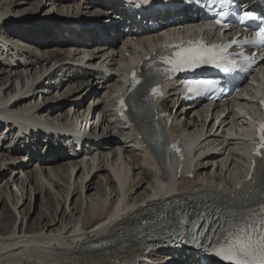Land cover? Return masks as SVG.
Wrapping results in <instances>:
<instances>
[{
  "label": "bare ground",
  "instance_id": "6f19581e",
  "mask_svg": "<svg viewBox=\"0 0 264 264\" xmlns=\"http://www.w3.org/2000/svg\"><path fill=\"white\" fill-rule=\"evenodd\" d=\"M6 2L13 7L9 12L8 9V11L3 9L4 4H0V34H4L0 37V41L6 39L13 42L15 38L14 42L18 48L12 49L13 59L7 57L6 61L0 62V95L3 93L6 96H14L16 93L21 95L9 108L11 110L16 108V111L22 115L36 116L47 112L49 118L59 122L69 119L85 120L93 130L98 128L95 125L98 121L103 131L108 130L111 135L108 145L102 148L101 153L99 151L90 153L94 158L93 162L87 165H82V157L70 158L67 155L58 157V153L63 151L56 143L50 144L49 159L36 153L26 159L27 156L22 151L11 153L8 149L0 147V167L5 172L12 171L8 183L13 182L15 186L19 180H23V185L25 182L31 184L35 180L42 193L48 192L47 207L54 201L55 196L58 200L54 208L48 207L49 214L42 215L47 219L44 224L43 221L27 223L26 226L17 223L14 228L4 229V231L0 227V264H104L107 249L110 250L113 264H118L119 259H135L137 256L147 255L150 248L155 247L157 242H163L164 239L152 243L145 242L144 245L142 244L143 247L124 245L108 246L98 252L85 250L91 243L110 241L123 225L141 212L140 209L145 210L148 205L165 204L169 198L174 199L175 194L216 192L221 187L233 188L232 179L240 176L241 173L237 162L239 141L228 135L224 127L214 130L213 121L208 124L206 132L201 134L202 126L206 125L200 121L204 107L185 105L182 102L179 103L176 98H173L174 96H170L160 100L158 105L173 115L171 130L176 138L193 141L191 147L194 148L195 154L192 167L195 178L187 179L183 176L173 182L174 189L170 190L164 199H154L152 195L156 188L157 176L144 141H138L136 132H131L130 128L125 129L123 125L116 126L115 123L110 122L112 119L111 93L113 86L119 82L113 76L106 77L104 72L114 70L117 58L113 53L110 55L114 51L107 48L104 43H98L101 39V36L97 34L98 30L104 31L105 26L99 20V13L94 7L97 3L90 1L82 9L72 5L69 7V10L73 11L67 14L74 18L78 17L80 24L92 21L98 28L94 31L84 29L83 33L78 32L79 35L85 34L84 37L69 40L63 35L69 27L56 25L54 21L49 22L53 30H39L34 26L25 28L22 24L16 25L19 29H13L9 28V25L14 22L12 18L1 21L4 15L8 14L12 17L11 15L24 12L19 22L29 19L27 20L29 23L43 25V22L38 20V16L58 11L51 0H38L34 6L26 5L30 0H7ZM57 3L64 2L57 0ZM17 6L21 7L17 8ZM74 13H77L76 17L72 16ZM83 14L92 16L91 20L85 19ZM154 36H156L155 33L147 37ZM68 43H72L71 47L79 49L67 51L59 48L65 47ZM52 44H55L52 48H45ZM56 47L58 49H55ZM69 56L73 59L81 58L84 65L74 67V71L70 70L72 66L63 65L54 72L52 77L45 78L36 87L28 86L25 91L13 85L7 86L12 79L22 77L24 70H32L34 74L37 64L44 66L48 59L64 62ZM5 62L8 65H5ZM96 64L101 66L100 69L94 68ZM67 72H71V75L66 76ZM61 74L63 76H60ZM65 85L71 88L62 92ZM80 87L82 89L79 91ZM55 90L60 95L57 94V97L52 99L45 98L51 96ZM259 91L263 90L259 88ZM38 97V101L42 100L41 103H37ZM84 101L86 104L77 109ZM89 101L91 106L90 112L87 113ZM2 105L3 101H0V107H3ZM229 108L233 109L232 105L229 104ZM246 109L247 107L240 108L241 111ZM235 118L237 123L244 121L239 115ZM228 120L230 123L226 126L233 127L232 119L230 117L225 119V121ZM14 133L12 128L10 134L14 135ZM4 138L8 141L10 139L9 136ZM109 151H113L115 158L110 159L106 156ZM13 162L15 164H12ZM216 163L218 167L215 170L206 171L212 166L211 164ZM29 164L34 167L32 174L31 171L25 170ZM116 173L120 181L115 179ZM201 173H204L203 176ZM20 191L23 198L25 189L22 188ZM0 193L10 200L9 192ZM15 198L13 205L16 209L18 201ZM62 202L66 204V211L62 217H59ZM68 210L69 213H67ZM64 216H66L65 219ZM123 216L125 217L121 218ZM12 218L13 216L1 217L0 224ZM156 254L157 252L154 251L149 254V257Z\"/></svg>",
  "mask_w": 264,
  "mask_h": 264
},
{
  "label": "snow or ice",
  "instance_id": "6c2138e0",
  "mask_svg": "<svg viewBox=\"0 0 264 264\" xmlns=\"http://www.w3.org/2000/svg\"><path fill=\"white\" fill-rule=\"evenodd\" d=\"M147 2V0H145ZM212 4H219L226 7L230 0H211ZM220 19L216 20L217 24L222 25V29L227 27L223 22V18L228 15L226 11L217 13ZM252 18V13L244 12L242 19L248 20ZM251 43L256 45H264V26H260L252 39L245 38L243 41L233 39L226 44H206L203 39L197 41H180L178 44H166L163 51H173L171 54H162L160 59L167 65L162 71L165 75L171 76L182 71H195L203 65H214L217 68H223L225 72L231 71L233 68L241 67L235 60L231 59L232 53L228 51L234 44ZM245 61L250 62V57L245 56ZM139 80L136 73L133 72V87ZM217 81L205 79H187L183 82L182 88L185 94L202 95L209 89L217 86ZM151 91L157 95L162 93L158 88H152ZM264 104V101H261ZM123 104V101H121ZM257 140H254L253 154L254 156H264L261 149H264V121L259 122L256 129ZM172 147H175L173 145ZM255 161H253V168ZM251 179V174H249ZM241 185H237L240 187ZM259 212H250L246 215L233 214V218L228 221V228L224 230L226 233L222 237H217L215 246L211 251L216 256L221 257L224 261L231 264H264V202L259 204ZM198 247H204L199 245Z\"/></svg>",
  "mask_w": 264,
  "mask_h": 264
},
{
  "label": "rangeland",
  "instance_id": "374dc122",
  "mask_svg": "<svg viewBox=\"0 0 264 264\" xmlns=\"http://www.w3.org/2000/svg\"><path fill=\"white\" fill-rule=\"evenodd\" d=\"M6 1L7 0H0V4H4L3 5V9H5V11L9 10V12H11L10 9L13 6H12V4H7ZM36 2H38V0L37 1L36 0L31 1L30 0L29 4H26V5L34 6ZM20 7L21 6H17V8H20ZM50 10H49V12H50ZM23 13H20V14H23ZM76 14L77 13H74V15L72 14V16L76 17ZM44 15H46V14H44ZM76 18H78V17H76ZM13 41H15V38L13 39ZM52 46H54V44H52L51 46H47L45 48H49V47H52ZM68 74L70 76L71 72H67L66 76H68ZM5 80H7V79H5ZM69 87H70L69 85H67V86L65 85L64 89L62 90V92L69 90ZM57 94L60 95V93H57V90H55L51 96H46L45 98L46 99H48V98L52 99V97H57ZM90 101H89V109H90V106H91ZM84 102L80 106H78L77 109H80L81 106L85 105L86 102L85 103ZM74 109L76 110V108H74ZM89 112H90V110L87 113H89ZM0 157H1V155H0ZM12 161H13V159H12ZM12 164H15V162H13ZM32 167L33 166H31L29 164V166L25 170L31 171V174H32V172H33L32 170L34 169V167L33 168ZM209 171H210V169H209ZM11 172H12L11 170L9 172L8 171L5 172L3 170V168L0 167V192H4V191L5 192H9V194L11 196L10 200H8L6 198V196H4L3 193H0V218L1 217H12L13 216V218L11 220H5V221L2 222L3 224L2 223L0 224V227L2 228V231H4V229L14 228V225L17 224V223L18 224L22 223V225H24V226H26L27 223H31V222L32 223L33 222L37 223L38 221H43V224L46 223L47 219L42 217V215L46 214V213H48V214L50 213L49 210H48V207L49 208H54L55 207V203L58 202L57 196H55V199H54L55 202L52 201L47 207L46 198L48 199V197H47L48 196V192H46L45 194L42 193L41 189L38 188V185H37L35 180H33V183H31V184L28 183V182H25L24 185H23V180L17 181V184L15 186H14L13 182H9L8 183V181H9L11 175H12ZM203 174L204 173H201V176H203ZM22 188L25 189L23 198H22V192L20 191V189H22ZM17 197H19V198L21 197V200H19V198H17ZM78 197H80V196L78 195ZM14 198H15V200L17 199L16 201H18V205L16 206V209H15V207L13 205ZM67 205L68 206L70 205V201L68 202ZM74 205H75V200L73 201V206ZM65 211H66V204L64 202H62V205H61V208L59 210L58 216L62 217ZM67 213H69V210L67 211ZM65 218H66V216H64V219ZM105 255H106V257H104L105 258V263L104 264H113V261L110 258V250L109 249L106 250Z\"/></svg>",
  "mask_w": 264,
  "mask_h": 264
},
{
  "label": "trees",
  "instance_id": "16d2710c",
  "mask_svg": "<svg viewBox=\"0 0 264 264\" xmlns=\"http://www.w3.org/2000/svg\"><path fill=\"white\" fill-rule=\"evenodd\" d=\"M72 11H73V10H72ZM72 11L68 10V12H72Z\"/></svg>",
  "mask_w": 264,
  "mask_h": 264
}]
</instances>
